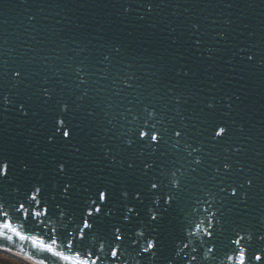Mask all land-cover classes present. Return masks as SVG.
Masks as SVG:
<instances>
[{
	"label": "water",
	"instance_id": "95a60500",
	"mask_svg": "<svg viewBox=\"0 0 264 264\" xmlns=\"http://www.w3.org/2000/svg\"><path fill=\"white\" fill-rule=\"evenodd\" d=\"M154 2L161 4V7L148 14L144 21H139L138 14L143 15L146 12V9L140 7L143 0H0V92L10 93L14 105L27 101L33 110L40 113L30 120L20 117L16 111L0 115V151L7 150L10 157L17 155L40 157L35 162L30 177L23 174L18 162L14 161L8 179L0 181V197L12 203L25 202V194L30 191L29 181L37 180L46 185V196L49 198L52 195L56 196V200L51 202L56 215L46 223L44 215L40 217L34 215L35 212L41 211V207L33 205L32 208H28L26 204V209L33 213L30 217L24 216L23 212L10 211L6 220L29 239L21 240L11 231L0 229L5 232V235L0 236V250L33 264H41L42 261L43 264H67L34 245L31 238H38L46 244H51L52 240L49 238L51 237L58 241L55 245L57 251L74 255L64 245L75 241L71 239L65 241L62 238L66 232L72 233L73 237L77 236V224H81L78 206L88 195L84 189H94L101 182L102 176L115 178L116 174L103 159L99 144L109 143L113 148V154H116L120 147L119 141H110L109 138L116 135L117 131L124 130L121 125L125 122L120 119V114L125 107L135 105L136 110H140L137 92L141 93L140 98L145 99V102L153 100L161 107L167 103L168 117H174L175 125L181 123V116L185 117L194 145L211 134L210 128L205 132L207 128L205 121L208 116L206 110L202 111L204 105L201 101L215 96L218 101L215 119L236 121L229 140L230 146H239L241 151L225 153L223 151L225 144L212 148L206 143L205 152L202 154L204 166L196 172H191L187 167L184 169L189 173L188 194L198 191L202 184L215 183L210 178L215 174L214 169L217 166L222 167L221 162L225 156L230 157L233 178L240 182L249 177L254 178V187L249 190L247 204L239 205L229 213V216L234 223L257 233V238L249 247L248 262L264 264V259L260 261L254 259L255 255L264 253V241L258 239L259 234H264V67L258 62L252 65L241 62L239 56L235 57L232 64L227 63L233 53H238L241 48L255 52L257 61L264 56V0H154ZM122 3L126 7L129 3L133 5V12L130 15L122 14L119 7ZM31 15L36 16L34 22L28 19ZM193 23H199L201 26L200 32L195 35L191 28ZM221 31L227 32V40L221 41L216 36ZM174 38H178L175 45L171 43ZM197 38L204 41L199 51L193 46V41ZM115 40L125 43L126 53L116 57L110 66L99 63L102 54L110 50L109 41ZM84 45L87 46V51L81 53L79 49ZM209 47L220 49L213 54L212 59L208 58ZM148 57H151V61ZM80 62L89 65L94 73L89 84L90 97L83 102V107L77 113L84 127L80 138L84 142L85 152L89 158L79 161L74 167L70 165V176L66 178L55 175L51 170L53 165L49 162L50 157H60L64 153L58 146L47 144L46 135L50 128L51 113H46L40 108L34 93L47 76L50 86L56 88L58 97L70 101L74 99L73 93L78 94L79 90L75 87L78 80L73 68ZM151 62L157 63V68L167 63L168 68L157 71L151 67ZM182 66L192 68L195 73L190 80L181 79L172 70ZM20 68L25 71L27 77L25 83L14 87V71ZM58 70L62 72V77L55 75ZM129 70L135 72L138 77L136 81L138 87L135 90L125 89L123 93L116 95L117 90L113 87L116 73L123 75ZM61 79L63 82L59 83ZM27 84L31 86L26 87ZM169 88H175L177 92L182 91L187 99L179 114L174 110L175 105L170 103ZM228 95L232 96L231 101L225 99ZM161 96L164 97L163 100L158 99ZM237 96L240 97L239 100L236 99ZM28 97L32 99L28 100ZM229 102L233 104L232 109L226 107ZM109 104L112 105L111 108L108 107ZM89 108L96 113L94 121L87 118ZM229 111L231 116L225 117L224 113ZM107 113L111 115H106ZM113 118L116 120V129L106 137L103 129L111 127L107 121ZM240 125L244 126V132L239 131ZM91 136L97 137V148H92L88 143ZM29 140L31 143H28ZM45 148L48 149L47 155L44 153ZM178 156L186 157L187 153L182 150H171L169 159H177ZM123 158L127 159L126 152ZM94 160L98 163H93ZM41 173H44L42 180ZM69 178L74 184L71 189L73 195L70 201H64L60 192L65 180ZM219 179L220 177L217 178ZM57 183L59 187L54 188L53 185ZM130 189L134 191L135 185H131ZM196 195L194 193L186 202L183 213H171L173 220H170L168 225L175 236H180L184 243H188L189 248L185 249V252L190 251L193 246L199 248L200 242L207 239L204 229L208 220L213 219L215 222L209 215L215 208L197 203ZM56 204H61L67 214L59 215L60 209L55 208ZM206 207L209 208L208 212L204 211ZM188 232L192 235L189 236ZM228 235H231L230 225H226V232L220 237L223 243L218 246V250L220 247L221 250L213 264H236L235 260L227 259L224 254L228 251L225 247ZM8 236L12 238L7 239ZM86 243L89 250L98 253L99 245L94 239L88 238ZM175 243L183 247L180 239H176ZM105 251L107 252L106 246ZM172 253V246L166 244L156 264H167L168 259L172 258ZM228 254L235 255L232 252ZM125 255L128 257L125 258L126 264H136L137 258L134 253ZM148 255L144 254L145 257ZM113 259L115 258L109 257L103 260L102 264H113ZM199 259L198 257V261ZM117 264L125 262L118 257ZM177 264L180 262L177 261Z\"/></svg>",
	"mask_w": 264,
	"mask_h": 264
},
{
	"label": "snow or ice",
	"instance_id": "6c2138e0",
	"mask_svg": "<svg viewBox=\"0 0 264 264\" xmlns=\"http://www.w3.org/2000/svg\"><path fill=\"white\" fill-rule=\"evenodd\" d=\"M166 6V5H164ZM122 9V14L125 16L133 12L131 3L126 7L123 3L119 6ZM140 7L146 9L145 14L137 16L139 21H144L148 14L153 13L161 7V4L155 3L154 0H143ZM176 13H173L175 15ZM29 21L36 20L35 15L29 16ZM151 27V25L149 26ZM200 24L193 23L191 25L193 35L200 32ZM175 31V29H172ZM219 40H227V32L221 31L216 34ZM215 39V37H214ZM178 38H174L171 43L175 45ZM202 39H195L193 46L199 51L203 45ZM108 52L102 54L99 61L101 64L112 65L118 56L126 53L127 48L124 42L120 40L109 41ZM79 51L81 53L87 51V46H82ZM220 51L218 48L209 47L207 49L208 58L212 59L215 52ZM115 54V55H114ZM236 56L240 57L241 62L249 65L258 64L264 67V56L257 61V54L251 49L241 48L238 53H233V56L228 59L227 63L232 64ZM163 59V57H161ZM151 61V57H148ZM151 67L157 71H164L168 68V64H161L157 68V63L151 62ZM175 75L181 79H191L195 73L192 68L182 66L172 69ZM78 83L75 87L79 93H73L74 99L66 100L63 97L57 96L55 87L50 86V81L47 76L44 77L39 89L34 95L39 101L40 108H43L46 113H51L50 128L47 131V144L53 147H59L64 153L63 156H51L50 163L53 165L52 172L55 175L68 178L70 176V165L75 166L79 161L87 160L89 157L85 152L84 142L81 140V133L84 131L77 113L83 107V102L90 97L91 88L89 87L90 80L94 73L89 65L80 62L73 68ZM57 77H62L61 71H56ZM107 76V74H105ZM27 77L25 71L20 68L14 71V87L25 83ZM214 78V77H213ZM138 77L135 72L129 70L121 75L116 73V78L113 80V87L116 88V95H120L125 89L135 90ZM62 83V79L58 81ZM159 83V80H157ZM27 84L26 87H30ZM215 87V85H214ZM168 93L171 95L170 103L175 105V112L179 114L182 111V106L187 103V99L182 91L177 92L175 88H169ZM137 102L141 105L139 111L135 105L125 107L120 114V119L125 123L121 125L123 131H117L116 135L110 137V141H119L120 147L116 154H113V148L109 143L99 144L102 150L103 159L107 161L108 167L116 174L113 177H101V182L94 189L85 188L88 193L78 206L80 213L81 224H77V236L73 237L72 233L66 232L63 240H73L75 242L66 243L64 246L72 251L74 255H67L64 252L57 251L55 245L58 243L56 239L49 237L52 242L46 244L38 238H31L32 243L46 252L51 253L58 260H63L67 264H102L103 260L109 257L115 258L113 264H117V258L125 262L127 255L135 254L136 264H156L160 258V252L165 249L166 244H170L173 248L172 258L168 259L167 264H213L217 259L218 246L222 245L221 235L226 232V225L231 226V235L227 236L228 251L225 256L229 260H235L236 264H249L248 251L252 242L257 238V233L234 223L229 216L239 205L247 204L249 199V190L254 187V178H246L243 182L233 178L232 163L230 157L225 156L221 162V166L214 169V175L211 176V185H201L196 192L189 193L188 175L184 169L187 167L191 172L198 171L204 166L205 144H209L212 148L221 146L225 153H239V146H230L229 137L232 134L234 120H217L215 119L218 111V101L215 96L208 97L201 101L204 109L207 111L208 119L205 121L207 128L211 129V134L205 140L199 141L197 144L192 143V137L189 135V126L186 123V118L181 116V123L174 124V117L169 118L167 113L168 104L165 103L162 107L153 100L141 99V93L137 92ZM11 94L0 92V115H5L10 111H16L20 117L25 120H30L40 113L33 110L32 106L23 101L14 105L10 98ZM32 97H28L31 100ZM163 100L164 97H158ZM227 101L232 100V96L225 97ZM236 99H240L239 96ZM131 103V102H129ZM112 107L111 104L108 105ZM228 109L233 108L232 103L226 105ZM163 109V110H162ZM106 115H111L107 113ZM131 116V119H129ZM225 117H230L231 112H225ZM96 113L89 108L87 118L94 121ZM111 127L103 129L104 135L108 137L110 133L116 129L115 118L107 121ZM49 127V125H48ZM239 131L244 132L243 125L239 126ZM28 143H31L29 140ZM92 148H97V137L91 136L88 141ZM38 147V145L36 146ZM176 150L187 153V156H178L177 159H169L170 151ZM127 153V159L123 156ZM45 155L48 154V149H44ZM211 155V153H208ZM191 157V160L187 158ZM39 155L31 157L27 155L12 156L7 150L0 151V181H5L10 176L14 161L18 162L20 170L26 176H31L34 171L35 162L39 160ZM159 160V163H158ZM139 161V164H138ZM98 163V161H93ZM177 165H179L177 167ZM78 170V169H77ZM103 172V169L100 170ZM242 171V169H241ZM44 173L40 174V179H43ZM220 177L219 180L217 178ZM14 179V177H13ZM135 185V190H131L130 186ZM54 188L59 187V183L53 185ZM74 184L72 180L66 179L60 196L64 201L72 199ZM30 191L26 193L25 202L16 203L9 202L3 197H0V229L11 231L21 240H28L29 237L23 235L17 228L13 227L10 221L6 218L10 211L23 212V215L30 217L33 213L26 209L32 208L33 205L41 207V211L34 213L36 217L44 215L46 220H51L55 211L51 207V202L56 200V196L50 198L45 195L46 185L37 181H29ZM244 191H241V190ZM196 193L195 200L199 204H206L214 207L215 210L209 213L207 227L204 229L206 240L200 242V247L193 246L190 251L185 252L189 248L188 243H184L180 236H175L172 230H169L168 225L170 220H173L171 213H183L184 206L188 200ZM232 205V207H229ZM55 208L60 209L59 215L67 214L61 204H56ZM208 212L209 208H204ZM75 213L73 214V216ZM135 218V219H134ZM106 221H112L107 223ZM198 227V226H197ZM87 230V232H85ZM55 231V229H52ZM183 232V229L181 230ZM5 235L4 231H0V236ZM191 236L192 233L188 232ZM78 237V240H77ZM8 236L7 239H11ZM88 238L94 239L98 245V253L94 250H89L86 243ZM176 239H180L183 247L175 243ZM258 239L264 241V234H259ZM78 245V246H77ZM107 247V252L105 251ZM202 250V251H201ZM232 252L235 255H229ZM149 254L147 257L144 254ZM196 253V255H193ZM95 257L94 259H90ZM198 257L200 258L198 261ZM128 258V257H127ZM256 261L264 259V253L254 256ZM43 264V261L41 262Z\"/></svg>",
	"mask_w": 264,
	"mask_h": 264
},
{
	"label": "rangeland",
	"instance_id": "374dc122",
	"mask_svg": "<svg viewBox=\"0 0 264 264\" xmlns=\"http://www.w3.org/2000/svg\"><path fill=\"white\" fill-rule=\"evenodd\" d=\"M0 264H25V263L17 260L16 258L8 254L0 252Z\"/></svg>",
	"mask_w": 264,
	"mask_h": 264
},
{
	"label": "bare ground",
	"instance_id": "6f19581e",
	"mask_svg": "<svg viewBox=\"0 0 264 264\" xmlns=\"http://www.w3.org/2000/svg\"><path fill=\"white\" fill-rule=\"evenodd\" d=\"M0 252L5 253V254H8V255H10V256L16 258L17 260H19V261L25 263V264H33L32 262H30V261H28V260H26V259H23V258L18 257V256H16V255L10 254V253L5 252V251H3V250H0Z\"/></svg>",
	"mask_w": 264,
	"mask_h": 264
}]
</instances>
